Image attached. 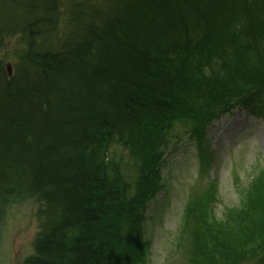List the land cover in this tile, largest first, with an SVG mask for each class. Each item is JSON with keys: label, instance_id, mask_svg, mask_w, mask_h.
<instances>
[{"label": "trees", "instance_id": "16d2710c", "mask_svg": "<svg viewBox=\"0 0 264 264\" xmlns=\"http://www.w3.org/2000/svg\"><path fill=\"white\" fill-rule=\"evenodd\" d=\"M19 35L11 78L0 59V220L13 199L39 204L23 264H147L171 131L189 129L204 156L231 109L264 119V0H0V48ZM112 145L134 160L133 184ZM258 173L239 210L217 219L215 193L185 207L190 264H264Z\"/></svg>", "mask_w": 264, "mask_h": 264}, {"label": "rangeland", "instance_id": "374dc122", "mask_svg": "<svg viewBox=\"0 0 264 264\" xmlns=\"http://www.w3.org/2000/svg\"><path fill=\"white\" fill-rule=\"evenodd\" d=\"M61 25L52 41H61L68 32ZM21 37H8L0 48L3 66L15 63L23 48ZM23 38V37H22ZM183 125H177L166 139L160 171L161 190L145 212L146 238L151 242L148 264H190L195 258L193 227L180 234L185 207L213 198L212 212L218 219L228 209L241 207L246 190L264 170V119L251 118L238 107L231 115L207 129L204 156L198 143ZM111 157L121 162L130 183L136 180L134 160L119 145H112ZM215 183V184H214ZM211 194V195H210ZM210 195V196H209ZM39 204L34 200L13 199L1 213L0 264H23L34 252L39 231ZM192 229V230H189Z\"/></svg>", "mask_w": 264, "mask_h": 264}, {"label": "water", "instance_id": "95a60500", "mask_svg": "<svg viewBox=\"0 0 264 264\" xmlns=\"http://www.w3.org/2000/svg\"><path fill=\"white\" fill-rule=\"evenodd\" d=\"M9 69V68H8Z\"/></svg>", "mask_w": 264, "mask_h": 264}]
</instances>
